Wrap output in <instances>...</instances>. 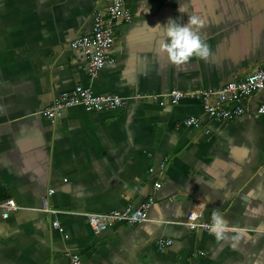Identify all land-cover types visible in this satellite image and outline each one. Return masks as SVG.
<instances>
[{
  "label": "crops",
  "instance_id": "crops-1",
  "mask_svg": "<svg viewBox=\"0 0 264 264\" xmlns=\"http://www.w3.org/2000/svg\"><path fill=\"white\" fill-rule=\"evenodd\" d=\"M106 4L0 0V200L19 206L0 215V264H72L70 254L82 264H264V114L255 115L264 89L234 121L205 114L195 95L262 64L264 0H132V21H114L111 60L92 77L71 41L90 34L93 11ZM179 6L203 21L206 58L175 64L159 51L152 27L185 23ZM77 85L126 104L73 106L55 121L40 114ZM174 89L186 92L177 103ZM189 116L201 125H185ZM150 196L146 221L99 233L89 225L88 213L136 208ZM191 210L209 223L219 213L221 238L188 226ZM163 237L173 243L159 250Z\"/></svg>",
  "mask_w": 264,
  "mask_h": 264
},
{
  "label": "built area",
  "instance_id": "built-area-1",
  "mask_svg": "<svg viewBox=\"0 0 264 264\" xmlns=\"http://www.w3.org/2000/svg\"><path fill=\"white\" fill-rule=\"evenodd\" d=\"M132 0H107L105 7H98L92 13V29L90 34L78 36L71 41V46L84 50L88 57L87 69L92 77H96L103 68L110 62V50L114 44L115 32L114 21L121 20L130 23L133 14L129 4ZM264 89V61L252 73L239 80L227 82L216 90L201 89L195 92L196 97L203 104V111L210 117L222 120L234 121L239 119L246 111V101L256 91ZM186 96V92L174 89L168 97L172 103L179 102ZM215 98V101H212ZM126 104L124 97L115 94H97L90 86L77 85L72 90L62 93L48 107L40 111V114L51 121L62 116L63 110L73 106H81L90 111H112ZM264 114V101L258 106L256 116ZM185 125L199 127L201 121L196 116H189L183 120ZM162 186L160 181L154 183L155 189ZM53 189L49 193L52 194ZM154 202V196L148 201L134 208L132 206L123 209L111 210L107 213H88L87 218L93 232L99 233L107 227L117 223L125 222L131 225L148 220V210ZM44 210L54 213L47 206L44 198ZM19 206L13 198L0 200V215L8 218L12 212L18 210ZM201 213L198 210H191L186 223L192 229H208L210 223L201 221ZM53 225L62 231L58 220ZM173 243L171 238H160L157 241L159 250H165ZM72 264H82L77 254H70Z\"/></svg>",
  "mask_w": 264,
  "mask_h": 264
},
{
  "label": "clouds",
  "instance_id": "clouds-1",
  "mask_svg": "<svg viewBox=\"0 0 264 264\" xmlns=\"http://www.w3.org/2000/svg\"><path fill=\"white\" fill-rule=\"evenodd\" d=\"M178 11L187 13L185 23H179L177 19L170 17L163 25L157 23L152 27L156 29L159 37L157 40L159 51L166 53L168 59L175 64L186 62L193 56L206 58L208 46L199 35L203 21L197 15L189 14L184 7L179 6ZM225 225L224 218L219 213H213L208 231L216 239H220Z\"/></svg>",
  "mask_w": 264,
  "mask_h": 264
}]
</instances>
